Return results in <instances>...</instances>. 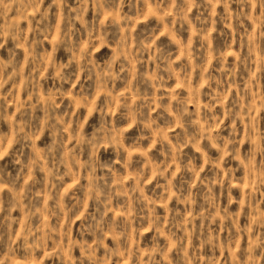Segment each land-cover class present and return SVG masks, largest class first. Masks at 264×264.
Here are the masks:
<instances>
[{
    "label": "clouds",
    "instance_id": "clouds-1",
    "mask_svg": "<svg viewBox=\"0 0 264 264\" xmlns=\"http://www.w3.org/2000/svg\"><path fill=\"white\" fill-rule=\"evenodd\" d=\"M0 264H264V0H0Z\"/></svg>",
    "mask_w": 264,
    "mask_h": 264
}]
</instances>
